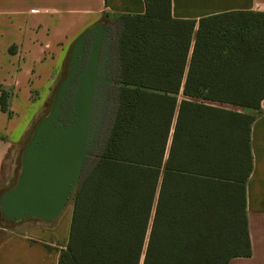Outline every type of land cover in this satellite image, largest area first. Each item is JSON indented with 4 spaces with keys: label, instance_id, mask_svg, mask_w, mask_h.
Masks as SVG:
<instances>
[{
    "label": "trees",
    "instance_id": "16d2710c",
    "mask_svg": "<svg viewBox=\"0 0 264 264\" xmlns=\"http://www.w3.org/2000/svg\"><path fill=\"white\" fill-rule=\"evenodd\" d=\"M144 2V14L111 22L112 117L98 140L100 118L58 264L250 257L246 184L264 100V12L196 21L174 18L172 0ZM11 96L0 85L9 116Z\"/></svg>",
    "mask_w": 264,
    "mask_h": 264
},
{
    "label": "crops",
    "instance_id": "0c3cea01",
    "mask_svg": "<svg viewBox=\"0 0 264 264\" xmlns=\"http://www.w3.org/2000/svg\"><path fill=\"white\" fill-rule=\"evenodd\" d=\"M145 10L144 0H0V85L12 92V115L0 108V191L15 185L23 150L51 109L75 41L98 24L111 27L108 21L118 15ZM231 11L264 12V0H172L177 19L199 21ZM254 114L253 170L246 184L252 253L228 264H264V100ZM67 207L55 220L0 227V264H58L68 245L72 209L63 220Z\"/></svg>",
    "mask_w": 264,
    "mask_h": 264
},
{
    "label": "water",
    "instance_id": "95a60500",
    "mask_svg": "<svg viewBox=\"0 0 264 264\" xmlns=\"http://www.w3.org/2000/svg\"><path fill=\"white\" fill-rule=\"evenodd\" d=\"M105 28L98 24L75 41L51 109L23 150L21 173L0 196L4 221L55 220L76 192L112 84L113 61L107 68L99 54Z\"/></svg>",
    "mask_w": 264,
    "mask_h": 264
},
{
    "label": "rangeland",
    "instance_id": "374dc122",
    "mask_svg": "<svg viewBox=\"0 0 264 264\" xmlns=\"http://www.w3.org/2000/svg\"><path fill=\"white\" fill-rule=\"evenodd\" d=\"M110 24H111V20L110 21H108ZM111 30H112V32H113V37L115 38V35L118 33V28L117 27H115V26H113V28H112V26H111ZM113 72V71H112ZM114 79H115V73H113V75H112V84H111V86H110V90L108 91V93H107V96H106V98H105V102L102 104V111L98 114L99 116H102V115H105V120H104V123H103V127H102V132H101V137L99 136V138H98V140L99 139H103L105 136H106V134H107V129L109 128V124H110V119H111V117H112V109H113V107H112V105H111V98L113 99V96H114V87H113V83H114ZM96 134V133H95ZM95 138H96V135L94 136ZM96 140V139H95ZM97 140V141H98ZM101 141V140H100ZM99 144V142L97 143V145ZM96 145V146H97ZM98 149V148H97ZM96 149V150H97ZM93 153H95V151L93 150ZM16 164V165H15ZM14 174L16 175V168H18V162H14ZM86 167H87V164L85 165V167H84V170H83V173H84V171L86 170ZM20 172H21V170L19 171V170H17V174H18V176L20 175ZM13 174V175H14ZM11 185L12 184H9L8 186H5V187H7V188H9V187H11ZM7 188H5V189H7ZM72 200V199H71ZM71 200H70V202H69V204H68V207H67V211H66V213H65V215H64V217H63V220L66 218L65 216L68 214L67 212L69 211V210H71L72 209V203H71ZM7 223H6V221H2V216H1V214H0V227H6L7 228ZM17 229V228H16ZM18 230V229H17ZM2 232V231H1ZM3 233V232H2ZM1 237V236H0Z\"/></svg>",
    "mask_w": 264,
    "mask_h": 264
},
{
    "label": "flooded vegetation",
    "instance_id": "af4514ba",
    "mask_svg": "<svg viewBox=\"0 0 264 264\" xmlns=\"http://www.w3.org/2000/svg\"><path fill=\"white\" fill-rule=\"evenodd\" d=\"M104 35L101 40L99 54L100 59L103 61L104 65L108 68L111 61H113L112 48H113V34L111 27L105 24ZM96 139V138H95ZM95 141V140H94Z\"/></svg>",
    "mask_w": 264,
    "mask_h": 264
}]
</instances>
